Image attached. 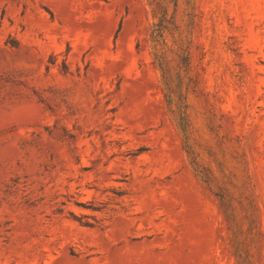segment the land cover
Instances as JSON below:
<instances>
[{
  "label": "rangeland",
  "instance_id": "374dc122",
  "mask_svg": "<svg viewBox=\"0 0 264 264\" xmlns=\"http://www.w3.org/2000/svg\"><path fill=\"white\" fill-rule=\"evenodd\" d=\"M0 264H264V0H0Z\"/></svg>",
  "mask_w": 264,
  "mask_h": 264
},
{
  "label": "trees",
  "instance_id": "16d2710c",
  "mask_svg": "<svg viewBox=\"0 0 264 264\" xmlns=\"http://www.w3.org/2000/svg\"><path fill=\"white\" fill-rule=\"evenodd\" d=\"M161 15L163 16L162 18H164L165 12L163 11V13ZM162 21H163V19H161V21H159L158 23H153L151 26V36L156 42L161 40L162 35H163V28L164 27L161 24Z\"/></svg>",
  "mask_w": 264,
  "mask_h": 264
}]
</instances>
